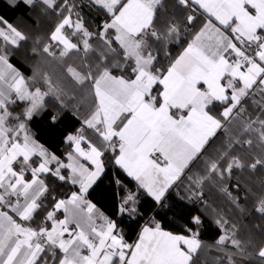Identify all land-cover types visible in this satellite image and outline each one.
<instances>
[{
	"label": "snow or ice",
	"instance_id": "snow-or-ice-1",
	"mask_svg": "<svg viewBox=\"0 0 264 264\" xmlns=\"http://www.w3.org/2000/svg\"><path fill=\"white\" fill-rule=\"evenodd\" d=\"M3 6L0 264H264V0Z\"/></svg>",
	"mask_w": 264,
	"mask_h": 264
},
{
	"label": "trees",
	"instance_id": "trees-1",
	"mask_svg": "<svg viewBox=\"0 0 264 264\" xmlns=\"http://www.w3.org/2000/svg\"><path fill=\"white\" fill-rule=\"evenodd\" d=\"M6 16H7L8 18H10V20H11L12 22H14V23H16V24L19 25V22H18V19H17V16H18V13H17V12H14V11H13V15H12V16H9L8 14H6ZM20 21H21V20H20ZM49 143H50V146H55V145H54V141H51V140H50ZM101 192H104V196H103V197L100 195ZM109 194H110V188L108 187V181L106 180V181H105V184L101 186V189L98 190V193H97V199L100 200V202H101L102 204H104L105 207L108 206V205H107V196H108ZM183 211H185L183 208H179V209H178V212H183ZM213 235H214V234H213L212 232H208V233L205 234L204 239H206V240H210V239L212 238Z\"/></svg>",
	"mask_w": 264,
	"mask_h": 264
},
{
	"label": "crops",
	"instance_id": "crops-1",
	"mask_svg": "<svg viewBox=\"0 0 264 264\" xmlns=\"http://www.w3.org/2000/svg\"><path fill=\"white\" fill-rule=\"evenodd\" d=\"M0 14L4 15L5 18H6L7 20H9V22H12V21L10 20V18H8V17L6 16V14H8L9 16H12V15H13V11H12L11 9H8L7 7L3 6V0H0ZM18 22H19V25L16 24V23H14V22H12V23L16 24L18 27H26V26L22 23V21H20L19 19H18Z\"/></svg>",
	"mask_w": 264,
	"mask_h": 264
}]
</instances>
